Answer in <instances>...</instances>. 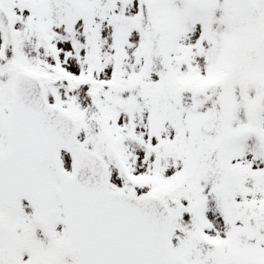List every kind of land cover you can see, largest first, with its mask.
<instances>
[{
    "label": "snow or ice",
    "instance_id": "obj_1",
    "mask_svg": "<svg viewBox=\"0 0 264 264\" xmlns=\"http://www.w3.org/2000/svg\"><path fill=\"white\" fill-rule=\"evenodd\" d=\"M0 264H264V0H0Z\"/></svg>",
    "mask_w": 264,
    "mask_h": 264
}]
</instances>
